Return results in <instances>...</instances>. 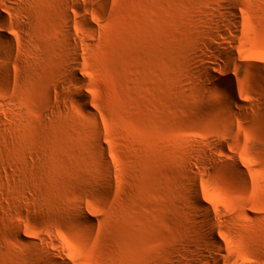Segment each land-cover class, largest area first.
I'll use <instances>...</instances> for the list:
<instances>
[{"label":"rangeland","instance_id":"1","mask_svg":"<svg viewBox=\"0 0 264 264\" xmlns=\"http://www.w3.org/2000/svg\"><path fill=\"white\" fill-rule=\"evenodd\" d=\"M0 264H264V0H0Z\"/></svg>","mask_w":264,"mask_h":264}]
</instances>
